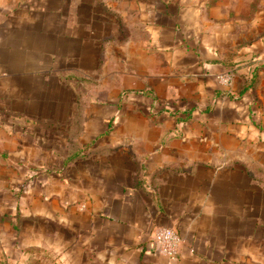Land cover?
<instances>
[{
    "label": "crops",
    "instance_id": "0c3cea01",
    "mask_svg": "<svg viewBox=\"0 0 264 264\" xmlns=\"http://www.w3.org/2000/svg\"><path fill=\"white\" fill-rule=\"evenodd\" d=\"M134 1L124 5L131 2L126 12L138 19L144 37L132 48V67L122 84L133 93L132 113L125 119L127 104L117 99L105 113L117 107L121 114L117 136L107 116L89 124L84 139L80 126L78 147L51 170L68 188L71 231L62 236L68 239L60 251L67 256L62 264H233L235 257H251L253 226L264 216V186L253 182L252 167L253 161H264V124L255 121L260 113L251 111L249 96L263 77L261 68L250 75L241 67L259 59L250 50L225 59L218 45L190 43L197 15H186L183 0ZM1 6L0 161L5 163L27 159V146L35 142L29 124H11L8 114L43 111L42 87L54 57L44 44L58 54L60 39L57 30L12 22L11 10ZM87 46L82 60L91 54ZM226 72L233 80L236 75L230 86L217 80ZM167 99L176 104L174 111ZM169 118L174 124H167ZM32 126L37 135L39 128ZM127 138L139 151L128 147ZM104 141L114 151L96 152ZM77 201L84 206L80 212ZM157 227L172 228L182 238L175 261L156 250ZM24 242L30 245L24 251L45 256L31 236Z\"/></svg>",
    "mask_w": 264,
    "mask_h": 264
},
{
    "label": "rangeland",
    "instance_id": "374dc122",
    "mask_svg": "<svg viewBox=\"0 0 264 264\" xmlns=\"http://www.w3.org/2000/svg\"><path fill=\"white\" fill-rule=\"evenodd\" d=\"M125 1H0L1 8L11 10L12 22L42 25L45 31L57 30L60 39L58 54L44 44L43 50H49L54 57L50 73L45 76V86L42 87H45V90L42 89L45 94L43 111L8 114L11 124H29L27 128L35 142L27 146V159L3 160L5 163L0 161V264H62L67 261L65 253L61 255L60 251L68 244V239L62 236L71 231L67 226L70 209L65 198L68 188L64 184L60 185L61 177L52 175L51 170L60 167L61 157L70 149L78 147L74 138L80 132V126L85 127L84 135H81L84 139L90 133L89 124H97L100 118L107 116L114 125L111 134L117 136L116 124H119L121 114L117 112V107L110 114H105L108 109H112L108 106L117 105V99L127 104L122 115L126 116L125 119L129 117L127 113H132V101H135L133 93L123 90L122 84L132 67V48L138 38L144 37V33L141 27L142 31L139 29L138 19L126 12L131 2L126 6ZM135 1L144 4L141 0ZM183 8L188 11V17L194 12L197 15L193 25L198 26V30L190 43L202 41L218 45L219 56L225 59L235 54H245L248 50L259 59L254 61L257 63L255 66L244 65L241 68L250 75L251 69H262V82L256 83L251 89L249 101L253 106V114L256 111L260 113L259 118L253 116L255 121L264 124V64L261 63L264 62V0H183ZM86 44L91 54L82 60L80 58ZM209 51L213 52L211 49ZM70 74L77 79H67ZM235 77L234 73V80L232 78L226 86L235 82ZM168 102L170 105L167 107L174 111L176 104ZM167 120V124H174L173 118ZM32 125L39 128L36 130L37 135ZM127 139L128 147L139 151L140 146L136 145V141ZM108 142L104 141V145L96 152L114 151ZM3 164L13 169L4 170ZM258 166L264 170V161L252 162L255 174L253 182H261L264 186V172H259ZM54 183L60 188L64 186V189L54 188ZM60 204L63 208H59ZM75 207L79 212L84 209L80 201ZM51 210L55 214H51ZM253 230L252 256L235 257L233 264H264V216L259 217V223L253 226ZM29 236L39 244L45 256L38 257L34 252L24 251L23 246L27 245L24 240Z\"/></svg>",
    "mask_w": 264,
    "mask_h": 264
},
{
    "label": "built area",
    "instance_id": "2783aa9c",
    "mask_svg": "<svg viewBox=\"0 0 264 264\" xmlns=\"http://www.w3.org/2000/svg\"><path fill=\"white\" fill-rule=\"evenodd\" d=\"M233 78L232 72L217 76L219 83L226 85ZM152 242L155 244L156 250L162 256L175 261L178 257V248L182 243V238L172 228L157 227L152 233Z\"/></svg>",
    "mask_w": 264,
    "mask_h": 264
},
{
    "label": "trees",
    "instance_id": "16d2710c",
    "mask_svg": "<svg viewBox=\"0 0 264 264\" xmlns=\"http://www.w3.org/2000/svg\"><path fill=\"white\" fill-rule=\"evenodd\" d=\"M71 77H73V76H69V77H67V79H69V80H70V78H71Z\"/></svg>",
    "mask_w": 264,
    "mask_h": 264
}]
</instances>
